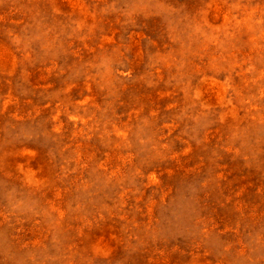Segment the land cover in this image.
Returning <instances> with one entry per match:
<instances>
[{"label":"rangeland","instance_id":"rangeland-1","mask_svg":"<svg viewBox=\"0 0 264 264\" xmlns=\"http://www.w3.org/2000/svg\"><path fill=\"white\" fill-rule=\"evenodd\" d=\"M0 264H264V0H0Z\"/></svg>","mask_w":264,"mask_h":264}]
</instances>
